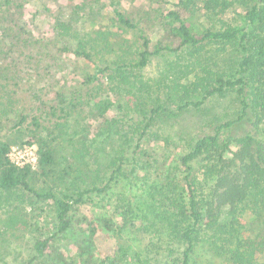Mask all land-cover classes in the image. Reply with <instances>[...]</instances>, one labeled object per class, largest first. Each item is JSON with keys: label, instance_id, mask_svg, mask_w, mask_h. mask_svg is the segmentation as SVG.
Here are the masks:
<instances>
[{"label": "rangeland", "instance_id": "1", "mask_svg": "<svg viewBox=\"0 0 264 264\" xmlns=\"http://www.w3.org/2000/svg\"><path fill=\"white\" fill-rule=\"evenodd\" d=\"M116 1L0 0V137L12 135L17 116L27 114L24 126L31 128V118L36 117L40 123L38 133L59 145L61 157L73 162V154L78 151L83 155L81 162L87 166L76 184L71 185L68 180L70 187L85 190L82 202L72 203L69 211L76 234L72 230L56 234L58 223L49 201L38 200L22 187L0 189V264H62L59 254L75 264H174L185 247L180 239L185 225L172 219L171 213L176 209L171 203L179 191L165 187L166 176L174 181L184 176L180 157L214 124L235 121L232 129L235 135L248 131L264 141L262 125L255 126L239 118V97L234 90L222 96L195 98L198 106L189 105L178 115L150 117L151 101L135 88L129 89L128 84L120 85L118 73L123 70L131 79L134 76L150 79L175 55L161 52L149 56L144 67L116 69L124 56L138 58L142 42L137 29L121 33L114 24L112 9ZM230 1L232 6L223 19L240 23L238 13L252 0ZM119 2L124 7L138 1ZM174 2H150L152 15L147 18L144 32L152 42L160 29L159 14ZM76 5H83L84 10L77 13ZM93 24L101 25L110 40H113L111 32H115L126 39L125 43L121 45V40H116L113 48L101 50L92 40ZM206 24L219 26L215 17H210ZM64 25H69V30H62ZM74 30L87 42L91 60L74 52L72 46L76 41L70 35ZM68 31L69 35L64 33ZM219 46L224 49L221 56L217 53ZM208 48L217 65L235 69L238 54L230 44L211 43ZM99 66L107 69L98 70ZM86 75L96 81L82 86ZM54 91L66 94V103L60 108ZM94 92L113 99L111 125L104 132L85 134L81 131L85 110L82 108L89 104ZM147 121L150 126L144 128ZM201 161L197 156L190 165L200 185L206 186L208 182L198 173ZM65 163L62 159L58 169L64 168ZM32 169L37 170V164ZM38 179L37 186L45 184L44 178ZM47 182L51 183V178ZM93 186L102 189H90ZM10 216L24 223L8 224ZM99 216L112 220L114 233H106L98 225L99 236L94 237L89 251L80 252V240L87 235L79 233V228H85L87 221L97 224ZM38 236L51 238L50 251L31 262L35 254L33 241ZM119 247L125 249L124 255L118 251ZM80 255L87 258L86 262ZM197 262L222 264L205 247L192 255L191 264Z\"/></svg>", "mask_w": 264, "mask_h": 264}, {"label": "trees", "instance_id": "2", "mask_svg": "<svg viewBox=\"0 0 264 264\" xmlns=\"http://www.w3.org/2000/svg\"><path fill=\"white\" fill-rule=\"evenodd\" d=\"M137 1L139 4L129 3L124 7L119 0L113 4V19L118 30L122 33L137 29L142 39L138 58L124 56L116 69L144 67L149 56L161 52L175 55L173 59L166 60L158 74L150 79L139 76L131 79L123 70L118 73L120 85L128 84L129 89L135 88L151 101L150 117L166 113L178 115L189 105L198 106L199 101L195 98L222 96L234 90L239 97V118L264 127V0L247 3L238 13L240 23H229L223 19L232 6L230 0H176L159 14L160 29L154 42L144 32L147 18L152 15L148 8L152 0ZM75 8L77 13L84 10L83 5ZM210 17L218 20V27L207 26L206 21ZM93 26L95 35L92 40L101 50L113 48L116 40H121V45L125 43L126 39L120 38L118 33L111 32L113 40H110L109 33L101 25ZM69 28V25H64L62 30ZM64 33L69 35L71 31ZM70 35L76 41L72 46L74 52L91 60L92 56L86 50L87 42L82 41L79 32L74 30ZM211 43L230 44L234 48L238 55L233 71L217 65L215 56L209 52ZM218 49V56H221L224 49L222 46ZM217 59L221 63V57ZM104 69L107 67L98 68ZM95 81L86 75L80 85ZM54 96L59 108L66 103L63 91H54ZM90 97L89 104L82 108L85 110L81 131L85 134L104 132L111 125L114 101L99 92ZM26 118L27 114L20 113L12 126L14 133L0 137V189L10 191L22 187L38 200L49 201L58 223L56 234L67 230L76 234L69 211L72 203L82 202L85 190L70 187L68 180L71 185L76 184L86 173L87 166L80 158L83 155L77 151L73 154V162L61 157L59 145L38 133V119L31 118L30 128L24 126ZM148 126L147 121L144 128ZM234 126L235 121L232 120L214 124L180 157L184 176L179 181L166 176L165 187L172 192L179 191L171 203L176 209L171 213L172 219H178L185 225L180 231L185 247L174 264H191L192 255L203 247L222 264H264V141L248 131L235 135L232 132ZM16 144L36 146L37 170L29 164L18 166L10 160L8 153ZM197 156L202 158L198 173L208 182L206 186L200 185L190 165ZM62 159L66 163L59 170ZM39 177L47 181L51 178V183L44 180V185L37 186ZM90 189L100 191L102 188L93 186ZM7 219L11 225L24 223L14 216ZM97 220V224L87 221L85 228H79V233L87 235L80 240V252L89 251L94 237L100 234L98 225H102L106 233H114V224L109 217L99 216ZM50 241V237L35 238V254L31 262L49 253ZM118 251L125 254L122 247ZM58 258L62 264H75L66 260L63 254ZM80 259L86 262L87 258L80 255Z\"/></svg>", "mask_w": 264, "mask_h": 264}, {"label": "built area", "instance_id": "3", "mask_svg": "<svg viewBox=\"0 0 264 264\" xmlns=\"http://www.w3.org/2000/svg\"><path fill=\"white\" fill-rule=\"evenodd\" d=\"M36 150V146L30 144H24L22 148L12 146L8 156L18 166L29 164L33 167L34 164H37L38 159ZM13 155H15V159L12 158Z\"/></svg>", "mask_w": 264, "mask_h": 264}]
</instances>
